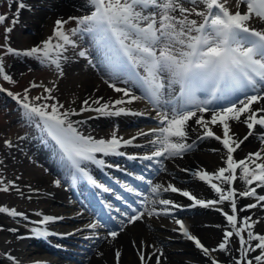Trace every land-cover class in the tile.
Returning a JSON list of instances; mask_svg holds the SVG:
<instances>
[{"label":"snow or ice","instance_id":"snow-or-ice-1","mask_svg":"<svg viewBox=\"0 0 264 264\" xmlns=\"http://www.w3.org/2000/svg\"><path fill=\"white\" fill-rule=\"evenodd\" d=\"M188 2L192 7H186L184 0H86L90 8L89 14L71 16L68 20L57 19L53 36L42 41L41 45L23 51L14 49L7 43L9 39L7 34L11 33L13 28L5 29L6 43L0 45V48L5 50V56L30 57L41 65L54 66L59 77L64 76L62 61L69 59L64 55L68 51V46L73 49L79 47L72 36H78L80 39L87 36L100 54V63L106 66L109 78L139 87L143 91L142 96L132 95L130 88H121L115 83H109V87L117 93H123V97L128 99L102 102L103 97L89 98L82 101L79 111L71 108L61 111L64 105L53 95L54 88L51 87L35 82L31 84V88L44 87L46 93L32 99L56 101L52 104L32 103L28 95L30 88L25 89L23 97L3 87H0V91L7 92L18 101L25 120L37 129L40 139L46 146L53 147L74 181L82 177L104 192L112 190L93 178L87 165L90 163L101 169L118 167V165L106 164V161L97 154L101 157L124 156L125 153L119 149L133 145L136 137L125 140L123 137H118L115 131L107 139L84 135L76 125L86 121H73L72 116L84 112L98 114L97 117L90 116L89 119L145 115L117 106L135 100H147L156 110L160 126L151 129L150 133H140V135H154V139L149 143L155 147V151L151 155L144 156L145 160H152L153 157H182L191 150L194 145L186 142L187 128L188 122L195 118L194 123L204 130L203 135L198 139L214 138L227 151L226 167H220L214 173L206 170L192 173L200 181L210 185L218 194V199L207 201L197 199L191 192L181 190L172 184L166 187L155 184L150 190L157 195L161 192L180 193L194 202L191 206L198 205L203 208L229 202L232 214L224 211L222 207H217L215 210L223 214L234 231L226 230L217 248L210 250L206 247L199 238L189 232L183 220H176L179 225L178 230L206 256H211L212 252L216 251H229L230 238L235 234L239 238L240 245L237 249L239 257L236 258L235 264H254V261L255 264H264V234L252 231L259 221L246 216L242 218L241 226L237 227V189L231 187L238 179L237 170H241L240 178L249 187L245 191H240L239 196L255 198L256 202L244 205L240 211H248L258 206L264 207L261 203L264 202V195L257 193V188H264V149L249 153L240 160H236L233 155L249 137L254 135L257 126L264 129V105L253 108V105H259L264 101V28L257 29L252 26L256 21L264 23V0H237L235 11L227 7L228 0H188ZM200 5L203 7L201 8ZM241 5H245L246 10L241 11ZM26 7L29 6L22 0H17V12L11 20L13 26L18 22L19 10ZM193 15L200 19L192 18ZM7 19V15L0 14V24ZM70 21H75L77 27L65 31L64 26ZM77 55L92 63L87 49L80 50ZM0 78L12 84L16 83L12 75L5 70L4 56H0ZM176 85L179 86L178 92ZM198 93H206L207 98L201 99ZM233 97H236L235 101ZM219 101L228 103L226 106L209 107ZM208 112H211L208 119H205L204 115H198ZM241 117L244 119L241 120ZM229 121L245 124L248 129L247 135L240 140L234 139L235 134L230 135L232 128ZM217 124L222 126V135L213 131L212 126ZM257 138L264 142V131L260 132ZM5 144L8 147L13 146L11 141H5ZM128 158L136 159L135 156ZM184 171L189 170L184 169ZM137 179L143 181L145 178L139 176ZM213 180L220 183H213ZM2 183L3 181L0 180V184ZM10 183L14 184V182ZM54 183L59 186L60 180ZM148 183L151 184V181ZM221 184L230 187L225 189ZM253 184H256V187H251ZM8 190V186L0 187V191ZM126 190L141 195L132 187L126 186ZM117 199L123 197L118 196ZM152 203L164 205L165 207L160 210L164 215L169 214V206L177 209L181 207L170 199H159ZM108 207L111 208V205ZM116 211L119 212V209ZM133 211L135 214L129 217L128 223H134L145 215L144 211ZM0 213L28 219L24 213L18 212L15 208L0 207ZM148 214H158L157 209L152 208ZM63 219L62 216L45 215L41 220L33 223L47 225L49 222ZM86 227L96 229L97 223H90ZM12 231L16 230L12 229ZM31 231L37 238L60 235L39 226L32 228ZM245 231H247V239L243 235ZM119 234L120 232L116 230L108 233L113 239ZM63 235H72V233ZM252 241L257 243L253 244ZM133 246L137 247L135 241ZM257 250L259 254L249 258L250 254L256 253ZM137 254L141 264H147L152 256H156L155 264H161L160 257L164 255L161 249H157L146 259L143 245L137 247ZM120 257L121 252L117 250L116 264H120ZM9 259L15 261V257ZM211 264H220V262L213 259Z\"/></svg>","mask_w":264,"mask_h":264},{"label":"bare ground","instance_id":"bare-ground-1","mask_svg":"<svg viewBox=\"0 0 264 264\" xmlns=\"http://www.w3.org/2000/svg\"><path fill=\"white\" fill-rule=\"evenodd\" d=\"M25 1L29 2L28 6H33V8L43 7L45 9L35 14L34 20L30 21L32 23V30H30V32L36 34V36L34 38H26L22 40V43L25 44H31L34 42V39H38V37L42 35H48L49 29L51 28L50 25L55 24L57 19H62V17L69 13L86 15L90 11L86 0ZM71 49L73 48H68V51L64 53V55L69 57ZM71 60L74 59H70L69 61ZM100 60L101 56L98 53L96 55L95 61L96 66L100 67L99 72H94V69L88 65L89 62L87 61L81 60V62L86 63L85 66L82 65L78 60H74L73 62H70L71 64H66V66L64 65L68 72L70 71L69 77L65 79L56 77L54 79V84H58L60 88L59 93L61 95H65L64 99L68 101V104H73L72 106L78 107V105L82 103L81 99H84L85 96H94V98L103 97L106 101L121 98H124L125 100L128 99L109 87V83L116 82L118 80H111L109 78L107 70L104 69L105 67L102 63H100ZM76 69H81V76L76 75ZM106 81L108 82L106 83ZM137 93L141 94L139 90H137ZM76 98L78 100L73 103V100ZM261 105H264V101H262L259 105H253V108L260 107ZM117 107H125L127 109L139 111L145 114L147 113L146 111L150 110L149 105L142 100H135L132 103H126ZM83 114L85 115L84 117L98 115L92 112H84ZM204 116L205 119H208L210 118L211 114L206 113ZM111 119L119 120L118 124L120 125L118 128H112L106 132H94L91 135H98L100 138H103L106 135L107 137L111 136L112 132L115 131L117 136L127 139L140 132L152 128L150 126H145L146 128L140 130V128H142L144 125L140 126L139 124L142 123V121H137L135 116L121 115L119 117H112ZM243 119L244 117H241V120ZM194 120L195 118H193V120L188 124V137H191L195 131L202 130L199 125L194 123ZM105 121L96 120L92 121L91 123H94L96 126H98L99 123L105 124ZM229 123L232 128L230 135L235 134L234 136H236V134H244L242 131H244L246 128L244 127L243 123H237L233 121H229ZM82 124H78L77 126ZM212 128L214 131L222 132V126L220 125H213ZM193 138L191 140H193ZM33 143L37 148L40 149V146L37 145L34 140ZM24 148H27V145H25ZM214 149L216 151H213ZM262 149H264V142H257L254 137H250L245 142V144L242 145V149L239 153V159H243L249 153H254ZM15 154H17V152L13 150L11 155L14 156ZM21 154L22 155L20 156L24 158L26 163L22 161V159H17L16 162L14 161L16 158L13 157L11 160V166L13 168V172L17 173L18 176H21L20 179L22 183L18 185L17 188L20 191H25L26 196L22 198L15 197L11 203L7 202L6 205L10 209L15 208L18 212L24 213L28 219L25 220L23 217H4L5 214L3 215L4 220H6L10 225L14 226L4 225L0 222V264H37V262H40V264H59L57 260L48 255L46 250L40 249L33 251V249L28 247L27 241H23V239L27 237L26 235H34V233L31 231L32 228L37 226L41 227V225L34 224L33 222L41 220L45 215L64 217L63 220L49 222L47 225H44L47 229H50V227H55L57 230H60L63 233H70L76 229H79L80 225L77 224V221L74 218L76 208L73 209L68 201L65 200L66 193H64L62 187L56 186L49 179L47 174L43 175L39 169L33 168V165L27 161V159L23 156V153ZM225 155L224 149L221 148L220 145L204 142L198 152L170 162L166 166V169L171 173V175L167 176L165 174L162 176L163 178L158 184H162L165 187L168 184H172L179 189L191 192L197 197V199H202L205 201L211 199L216 200L218 199V196L214 195L213 192L207 187L206 183L200 181L192 173L198 169L206 170L209 173L215 172L220 167H224L226 160ZM40 160L46 163L50 173H59L61 171L64 172L61 164L59 165L60 162L49 159L45 160L43 158ZM20 164H22V168L19 167ZM184 169H188L189 171H184ZM221 186L227 189L224 184H221ZM236 186L238 190L239 187H247V184L242 179H240L238 180ZM30 194L42 195V197H30ZM86 194H88V192H86ZM160 194V198H162V195L165 194L167 198L169 197L168 199L172 200L174 203L180 204L183 210L186 212H189L190 214L194 212L197 213V216H195L197 218L186 220L185 222V226L192 235H195L197 238H199L200 241L207 247H209V244H213L217 241L219 229L223 228V226L226 225V222L220 215L214 212L212 207L206 209L200 208L201 206L198 205L191 206L194 204L193 201H190L188 198L185 199L182 196L172 192H161ZM165 195L164 197H166ZM236 200V214L238 217L237 227L241 226L243 217L251 216L253 220L260 219L259 223H257L254 227L255 232L260 231L264 233V219H261V217L264 216V210L259 209L254 213L251 210L240 211V209L248 203L246 200L242 199L239 194H237ZM152 201L158 200L153 199L150 201L146 215L142 217L143 224H134L130 226L125 233L120 234L116 239L109 238L104 242L102 247L98 249L96 248V250H90L95 254L87 263L116 264L115 252L119 250L121 252L120 264H139L137 247H141V245H143V251L146 252V259L153 252H156L157 249H161L164 255L166 254V257H163L164 255L160 257L161 264H209L206 255H203L201 251L195 249L193 245L188 244V242H186L182 236L176 234L179 231H173V229H179V226L176 222L161 220L154 214H148V212L154 208V205H159V203L154 204ZM185 205H187V207ZM176 212L178 211H175V213ZM37 213H40V215H37ZM160 213L158 212L159 215ZM199 213L206 214L200 215ZM210 223L211 229L206 228L205 225ZM12 229H15L16 231H12ZM245 234L247 235V232ZM220 239L221 237L219 240ZM133 241H135L137 247L133 246ZM174 242H179L180 245H172ZM210 247L215 246L211 245ZM184 252L196 255V259H190L185 256L178 255L179 253ZM157 255H159V253H157ZM9 257H15V261L9 259ZM211 257L220 259L221 264H235L231 251L230 253L227 251L211 254ZM155 261L156 256H152V259L148 261L147 264H155ZM61 264L66 263L61 262ZM67 264H72V262Z\"/></svg>","mask_w":264,"mask_h":264},{"label":"rangeland","instance_id":"rangeland-1","mask_svg":"<svg viewBox=\"0 0 264 264\" xmlns=\"http://www.w3.org/2000/svg\"><path fill=\"white\" fill-rule=\"evenodd\" d=\"M22 2L25 3L26 5H28V3H29V2H26L25 0H22ZM230 2H231V0H230ZM236 3L237 2L227 3V7H229L232 11H235L236 10ZM185 6L186 7H192V5L189 2L187 4H185ZM200 7L202 8L203 5H200ZM242 7H240L241 11H242ZM42 10H45V9L43 7L42 8H33V6H29V7H26L24 9H20L19 15H18V22L13 26L11 24V20H12L14 14H16V12H17V0H0V14H5L8 17V19L3 24H0V45H4L6 43L5 29L7 27L13 28L12 32L7 34L9 37V39L7 40V43L12 48L17 49V50H21V51L30 49L34 46L41 45L42 41L53 36V30H54L55 24L50 25L51 28L49 29L48 35H44V36L42 35V36L38 37V39H34L33 40L34 42L31 43L32 45L22 43V40H24L26 38H29V39L34 38L36 36V34L30 32V30H32V23L30 21H33L35 18L34 17L35 14L39 13ZM89 13H90V11H89ZM71 16L79 17V16H83V15L78 14V13H69L66 16L62 17V19L68 20V18ZM192 18H195L198 20L200 19L199 17H196L195 15H193ZM252 26L257 28V29H261V28H264V23L256 21L253 23ZM75 27H77V24L75 21H70L68 24H66L64 26L65 31H68L69 29H72ZM87 40H88L89 44H86L87 43L86 40L81 39V42L79 43L78 49H71L70 50L71 56L69 55V59L67 61H62V65L64 68V76L60 77V78L65 79V78L69 77L70 71L68 72V70L66 69V67H64V65L66 66V64H68V63L71 64L70 62H73L74 60H78L82 65L85 66L86 63L81 62L82 59H81V57H79L77 55V53L79 52L77 50H81V49L89 50L90 48H93L89 39H87ZM4 52H5L4 48H0V56H4V60H5V70L10 75H12L13 80L16 81V83L12 84V83L6 82L2 78H0V87L7 89L8 91L12 92L13 94L19 93L21 95V97H23V95L25 93V89L30 88L31 91L29 92L28 95H29V99L32 100V103H34V104H41V103L52 104V103H55L56 101H54V100L36 101V100L32 99L36 96L46 95V93L44 92V87L31 88V84L33 82H35L36 84H41L45 87L54 88L53 95L57 98V100H59L60 103H62L64 105V108L61 109V111L68 110L69 108L75 109L76 111L80 110L82 103L80 105H78V107H74V106H72L73 104H68V101L66 99H64L65 95H61L59 93L60 88H59L58 84H54V79L56 77H59L54 66L49 67L46 65H41L38 61H36L35 59L30 58V57H23V56L15 57L13 55H6L5 56ZM70 59H74V60L69 61ZM82 61H84V60H82ZM104 67H106V66L104 65ZM76 70H77L76 75L81 76L82 75L81 69H76ZM83 71H85V70H83ZM94 72H99V69L95 67ZM111 83H113V82H111ZM97 91H98V89H97ZM73 96H74V94H73ZM89 98L95 99L94 96H91V97L85 96L84 97V99H89ZM84 99H81V101H83ZM76 100H78V99L76 98L73 101H76ZM105 101L106 100H104L102 102H105ZM86 118L87 117H82L81 115L71 117V119L73 121L74 120L75 121L76 120L83 121ZM117 125L118 124H113L111 126H107L108 128L106 129L105 124L99 123L98 126H96L94 123H85L83 128L78 127V129L81 132L86 133L87 135H91L94 132L95 133L96 132H106L110 128H112V127L114 128ZM36 131H37V129L25 120V118L23 116V109L20 106V104L18 103V101L15 100L12 96H9L7 94V92L0 91V161H2V163H0V180L3 181V183L0 184V187L8 186V188H9V190L7 192L0 191V207H7V205H6L7 202L11 203V201L15 197L22 198V197L26 196L25 191H20L17 188L18 185H20L22 182L20 179L21 176H18L17 173L13 172V168L11 166V160L13 159V157L16 158L14 160L16 162H17V159H20V160L22 159V161L25 162L24 158L20 156V155H22L21 153H23V156L27 159V161L33 165L32 167L35 169H39L43 175L48 170L46 168L45 164L38 158V155H40L41 150L37 151L38 148L33 143V140L35 143H37L35 141ZM203 131H204L203 129L195 131L192 134V138L196 137L197 134H201ZM95 137L100 138L98 135H95ZM106 137L107 136H105V138ZM21 138H23V139H21ZM5 141H11L13 146L8 147L5 144ZM25 145H27V148H24ZM13 150H15L17 152V154H15L14 156L11 155ZM38 159H39V162H38ZM41 163H43V165H41ZM21 165L22 164L19 165L20 168H22ZM198 170H200V169H198ZM166 175H171V173L170 174L166 173ZM48 177L53 182L56 180H60V178L57 175L49 174ZM10 182H14V184L10 183ZM63 187L66 189L67 184H66V186H63ZM32 196L33 197L34 196L42 197V195L30 194V197H32ZM69 196L70 195L68 193V195H67L68 201H70ZM161 209H163V208L161 207ZM200 214L204 215L206 213H200ZM3 215H4V213H0V222L4 225H10L6 220H4ZM161 219L162 220H168V221H174L171 218H165L162 216H161ZM10 226H13V225H10ZM227 229L232 230L230 227H228ZM221 231H222V238H223V234H224L225 230L224 229L222 230V228H220L217 243L214 242L213 246L218 244L219 238L221 237ZM233 238H235V237H232V239ZM189 243L192 244L191 242H189ZM175 244H177V243H175ZM175 244H173V245H175ZM209 246H211V244H209ZM229 247H231V248L229 249L228 253H230V251H231L233 258L239 256V252L237 251V249H239V247H240L239 240H237V239L231 240L229 243ZM94 254L95 253H89L88 254V252H85L82 254H77L76 255L77 258H75L73 260V262L75 264H77V263L82 264L83 262H81V261L79 262V259L88 261L89 258L94 256ZM178 255L185 256V257L191 258V259L196 257L195 255H193L191 253H187V252L186 253H179ZM163 257H166V254ZM55 259H58V256L55 257ZM60 261H62V260H60ZM68 262H70V261H68ZM210 262L211 261L209 259L208 263H210ZM181 263H183V262H181Z\"/></svg>","mask_w":264,"mask_h":264}]
</instances>
